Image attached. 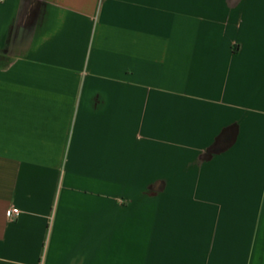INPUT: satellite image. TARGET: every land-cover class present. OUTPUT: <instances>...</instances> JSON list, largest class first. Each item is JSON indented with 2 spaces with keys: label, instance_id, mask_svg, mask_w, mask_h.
<instances>
[{
  "label": "crops",
  "instance_id": "1",
  "mask_svg": "<svg viewBox=\"0 0 264 264\" xmlns=\"http://www.w3.org/2000/svg\"><path fill=\"white\" fill-rule=\"evenodd\" d=\"M0 264H264V0L0 1Z\"/></svg>",
  "mask_w": 264,
  "mask_h": 264
},
{
  "label": "built area",
  "instance_id": "2",
  "mask_svg": "<svg viewBox=\"0 0 264 264\" xmlns=\"http://www.w3.org/2000/svg\"><path fill=\"white\" fill-rule=\"evenodd\" d=\"M0 1H3V0H0ZM19 211H20L19 208H12L10 210V214L13 215V216H16V215L19 214Z\"/></svg>",
  "mask_w": 264,
  "mask_h": 264
}]
</instances>
